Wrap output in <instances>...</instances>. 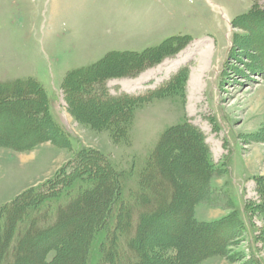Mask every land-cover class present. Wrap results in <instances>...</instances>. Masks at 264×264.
<instances>
[{
	"label": "rangeland",
	"instance_id": "374dc122",
	"mask_svg": "<svg viewBox=\"0 0 264 264\" xmlns=\"http://www.w3.org/2000/svg\"><path fill=\"white\" fill-rule=\"evenodd\" d=\"M258 7L264 8V0H0V207L54 177L81 148L98 151L126 173L128 186H137L162 134L187 121L207 146L201 168L208 178L187 182L198 198L192 225L212 249L220 248L216 237L225 241L218 253L193 264H256V259L264 264V192L256 190L255 182L264 178V15L252 18L256 10L244 16ZM113 51L147 52L140 59L116 54L98 69L104 73L110 65L128 64L102 79L112 96L127 93L140 99L115 123L99 115L108 107L96 100L99 88L82 90L77 83L74 92L63 89L68 72ZM134 61L143 64L130 67ZM73 76L67 87L78 81ZM32 81L45 91L48 114L69 145L51 130L31 93ZM13 85L18 86L15 95L10 94ZM27 105L35 115L26 114ZM42 121L48 132L32 140L35 124ZM115 131L123 133L114 136ZM19 141L33 144L23 148ZM187 160L182 153L170 162ZM78 191L46 200L33 214L48 211L53 219L56 207ZM244 200L250 202L251 225L240 228L228 219L235 208L247 222ZM168 233L170 228L161 225L154 232L152 237L163 244L150 243V264H178L172 260L175 249L162 246L171 244ZM99 255L89 253L88 264H97ZM54 256L50 251L47 259Z\"/></svg>",
	"mask_w": 264,
	"mask_h": 264
},
{
	"label": "trees",
	"instance_id": "16d2710c",
	"mask_svg": "<svg viewBox=\"0 0 264 264\" xmlns=\"http://www.w3.org/2000/svg\"><path fill=\"white\" fill-rule=\"evenodd\" d=\"M256 10L257 13L252 18H263L264 8L259 7L251 8L244 16H249ZM250 22L253 27V19ZM162 48L152 55L150 61H154L162 53ZM146 53L109 52L102 60L89 67L68 72L63 89L73 91L77 83H80L82 90L99 88L101 96L96 100L108 104L105 110L98 111L99 115L108 122L112 120L115 123L114 121L117 122L118 118L124 116L123 111L127 110L130 114L129 109L140 99L127 93L112 96L108 92L106 78L102 79L104 73L117 68H129L128 64L110 65L104 73L98 69L104 61L116 54L122 57L132 54L140 59ZM142 64L141 61H134L130 67ZM71 75H74V81L75 78L78 81L69 83L67 87V80ZM30 85L31 93L38 97L51 130L58 139L69 145L70 141L60 126L48 114L49 100L45 91L36 81H32ZM12 87L10 94H17L18 86ZM25 90L30 92V86ZM25 108L26 114H36L28 105ZM104 113L109 115L103 117ZM48 130L47 122L35 124V137L32 140H41L39 138L44 137ZM186 131L193 134L199 143L187 136ZM121 133L123 131H115L112 135ZM23 141L18 143L23 148L33 144L22 143ZM206 150L202 135L194 125L185 121L170 126L159 139L151 158L146 160L139 173L137 186L130 187L124 171L116 170L98 151L81 148L54 177L24 191L13 202L0 207V264H88V255L93 251L100 253L97 264H150L147 255L150 243L153 246H161L162 243L160 238L152 237L160 225L170 228L167 237L171 244L162 246L175 249L172 260L178 264H193L209 254L218 253L223 249L225 241L223 237L215 238L219 242L218 249L210 248L206 239L201 241V229L194 228L191 221L192 205L198 199L197 193L187 188L190 180L203 182L208 178L201 168V163L206 161ZM182 153L188 156L187 162L177 165L170 162L171 157H181ZM205 166L209 170L206 164ZM255 182L256 190L264 192V178L256 177ZM77 188L79 191L72 199L56 207L53 219H50L48 211L33 214L48 200L67 195ZM249 203L244 200L243 211L247 222L239 210L234 208L229 213L232 216L228 219L230 223L235 222L240 228H244L246 223L251 225L252 211ZM48 209L50 210H45ZM30 214L34 216H31L25 227L21 226ZM172 219L173 221L166 222ZM50 251H55L52 260L47 259ZM129 258L133 260L130 262ZM255 262L258 264L257 259Z\"/></svg>",
	"mask_w": 264,
	"mask_h": 264
}]
</instances>
